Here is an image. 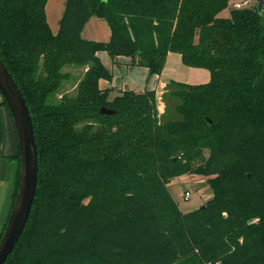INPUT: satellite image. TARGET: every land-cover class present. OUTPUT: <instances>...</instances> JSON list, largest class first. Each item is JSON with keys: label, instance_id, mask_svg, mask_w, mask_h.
<instances>
[{"label": "trees", "instance_id": "16d2710c", "mask_svg": "<svg viewBox=\"0 0 264 264\" xmlns=\"http://www.w3.org/2000/svg\"><path fill=\"white\" fill-rule=\"evenodd\" d=\"M46 1L0 0V57L38 148L31 213L4 264H264V14L256 4L224 17L235 0H65L53 33ZM93 14L108 22V40L81 36ZM100 50L136 58L150 75L175 51L210 76L170 79L161 97L176 99L177 116L162 120L155 90L109 97L111 87L100 88V78H112ZM65 66L84 68L74 93L63 90ZM4 158L14 188L0 237L20 181L19 150ZM189 173L205 176L212 195L184 212L167 184Z\"/></svg>", "mask_w": 264, "mask_h": 264}, {"label": "crops", "instance_id": "0c3cea01", "mask_svg": "<svg viewBox=\"0 0 264 264\" xmlns=\"http://www.w3.org/2000/svg\"><path fill=\"white\" fill-rule=\"evenodd\" d=\"M64 5L65 0H47L45 3L46 19L53 33L59 31L60 19L65 9ZM81 36L86 39H95L99 41L108 40L110 38L108 22L97 15H90L81 31ZM97 55L102 64L108 67L112 72V78L110 80L103 78L98 80L100 88L111 87L109 97H113L120 91H123V89H130L136 92L152 89L155 90L156 97L160 99L170 79L184 83L201 84V82H207L210 76L207 68L184 65L180 53L175 51H169L167 54L164 68L160 75H150L145 66L137 65L136 58L130 56H116L113 60L109 53L103 50L97 51ZM1 100L2 95L0 92V118H3L5 121L7 133L6 147L9 153L3 152L5 150V141L0 132V155L14 156L19 150L17 134L15 133L13 118L11 117L7 104H4ZM13 188L14 184L12 181L11 186L6 187V203L4 207L3 203L0 206V231L9 212ZM3 210L6 211L5 216Z\"/></svg>", "mask_w": 264, "mask_h": 264}, {"label": "water", "instance_id": "95a60500", "mask_svg": "<svg viewBox=\"0 0 264 264\" xmlns=\"http://www.w3.org/2000/svg\"><path fill=\"white\" fill-rule=\"evenodd\" d=\"M256 10L264 14V0H258ZM0 92L13 118L14 130L17 134L19 149V184L16 198L13 201L5 228L0 237V264H4L7 256L15 248L19 236L30 216L37 186L38 148L33 132L32 117L28 106L11 73L7 70L0 57ZM112 108L102 106L100 113H112ZM210 123V120L207 118ZM201 205L200 207H204Z\"/></svg>", "mask_w": 264, "mask_h": 264}, {"label": "rangeland", "instance_id": "374dc122", "mask_svg": "<svg viewBox=\"0 0 264 264\" xmlns=\"http://www.w3.org/2000/svg\"><path fill=\"white\" fill-rule=\"evenodd\" d=\"M258 0H250V6L257 4ZM233 7V3L230 2L229 6L221 11L219 14L221 16H229V10ZM63 69L71 72V77L62 82L63 90H68L70 93L75 92L74 85L76 81L81 77L84 68L83 67H74V66H65ZM61 87V90H62ZM176 99L172 97H161L157 98V108L160 118L162 120L173 118L177 116V113L174 111V105ZM0 132L2 133L4 144V153H9L6 147L7 144V133L6 125L3 118H0ZM0 133V135H1ZM207 151H205V154ZM4 156L0 155V206L3 203V207L6 203V187L11 186L12 180V171L14 164L12 161L4 160ZM168 191H170L173 199L177 202L180 209L184 212L190 211L192 209L198 208L201 205H204L205 200L212 195V189L205 182V176H199L195 174H184L174 177L167 184ZM190 191L189 197H184V192ZM5 216V210H3Z\"/></svg>", "mask_w": 264, "mask_h": 264}, {"label": "built area", "instance_id": "2783aa9c", "mask_svg": "<svg viewBox=\"0 0 264 264\" xmlns=\"http://www.w3.org/2000/svg\"><path fill=\"white\" fill-rule=\"evenodd\" d=\"M233 3L234 8L246 7V5H250V0H235ZM190 195V191L184 192V197L187 198Z\"/></svg>", "mask_w": 264, "mask_h": 264}]
</instances>
